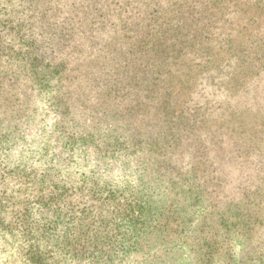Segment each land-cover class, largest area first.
I'll list each match as a JSON object with an SVG mask.
<instances>
[{
    "label": "rangeland",
    "instance_id": "374dc122",
    "mask_svg": "<svg viewBox=\"0 0 264 264\" xmlns=\"http://www.w3.org/2000/svg\"><path fill=\"white\" fill-rule=\"evenodd\" d=\"M78 1L86 9L88 0ZM239 2L226 31H240L242 40H219L212 28L188 39L165 34L169 15L147 16L132 28L136 19L126 24L114 6L112 22L90 7L78 22L54 26L42 35L46 54L36 50L40 41L5 43L12 47L0 58V137L8 134L0 139V191L9 203L0 215L22 217L30 209L49 220L68 207L71 217L80 215L79 194L69 192L66 206L55 202L54 213L35 202L55 196L67 178L88 174L108 185V201L112 192L122 197L124 184L145 185L146 194L171 206L168 214L175 200L194 217L183 233L130 250L121 264H264V0ZM60 14L66 20L69 7ZM145 37L154 45L148 53L137 46ZM88 131L96 141L82 140ZM120 133L127 144L140 139V147L104 154V141ZM45 165L59 174L47 188ZM189 186L201 198L194 206ZM105 206L109 216L113 203ZM21 248L19 235L0 226V264H30Z\"/></svg>",
    "mask_w": 264,
    "mask_h": 264
},
{
    "label": "trees",
    "instance_id": "16d2710c",
    "mask_svg": "<svg viewBox=\"0 0 264 264\" xmlns=\"http://www.w3.org/2000/svg\"><path fill=\"white\" fill-rule=\"evenodd\" d=\"M66 5L70 9V15L65 20L60 13L64 12ZM85 5L86 9L78 0H70V4L62 0H0V43L3 39L6 40L4 45H0V58L3 52L12 47L5 43L14 41L24 43L30 39L36 45L40 41L43 48L37 47L36 50L44 49V54H46L44 42L48 37H42V35L45 33L48 35L54 26L60 24L65 26L78 22L80 19L78 14L80 12L84 15L90 13V7H99L102 10L98 13L101 20L105 17V20L112 22L113 17L110 16L109 9L117 6L120 11L126 13V16H129V20L126 16L122 17L126 24H129L133 18L136 19L131 23L132 28L141 24V20L150 15L152 17L157 15V18L165 15L174 16V19L163 22L161 25L165 34H174L178 38L188 39L189 34L193 35V31L200 28L209 30L212 28L213 35L219 37V40H242L244 37V34L240 35V31L236 36H232V33L227 34L226 31L228 26L232 27L236 23L237 15L240 13L239 0H88ZM112 11L115 12V10ZM89 18L87 17V20ZM50 37L53 36L50 35ZM137 46L143 53H148L154 47L146 37L138 40ZM34 55L37 54L34 53ZM38 59L42 60V58ZM120 135L121 133L104 141L102 149L104 154L114 157L118 153L123 155L126 153L125 150L134 151L140 147V139L138 142L127 144V141L123 140ZM0 139L6 142L8 134ZM82 140L94 142L97 139L94 132L88 131L82 136ZM71 144L74 143L71 142ZM124 159V162L130 161L129 157ZM46 162L45 159L44 164ZM19 168L22 169L21 166ZM5 171L6 169L0 164V184L6 178ZM20 173L24 174L21 170ZM40 173L41 183H44L45 188L50 186L54 175H59L56 171L51 172L47 165L43 166ZM88 177L86 174L75 181L67 178L65 182H61V186H55V196H39L35 202L40 206L48 207V210L53 212L51 207L56 205L55 202H63L58 206H66L65 201L69 192L79 194L80 201H85L80 209V215L71 217L72 207L68 206L67 210L53 212V216L57 217L49 220L32 216L30 209L23 212L22 217L7 219L0 215V226L9 228L19 235L21 249L27 262L30 264H60L63 259L61 257L65 256L66 259L77 260V264H101L103 262L121 264L120 261L130 250H144L145 245L147 249H150L155 240L163 241L169 234L183 233L190 223H193L194 217H186L187 214L182 209L184 205L181 201V204L175 200L171 201L175 210L168 214L167 208L172 209L171 206L154 199L150 193L146 194L145 185L137 188L130 185L129 188V183L124 184L119 190L128 191V193L123 195L122 191V197L117 198L112 192L113 201H108L110 200L107 193L108 185L100 184L96 179H92L93 177ZM188 191L193 192L190 186ZM5 194V191H0L1 211L7 208V203H9L5 200ZM86 196L92 198L91 205H94L93 203L98 199L97 204L100 207L88 206ZM102 198L105 202L104 200L99 201ZM193 199L195 201L191 200V206H194L196 202H201L200 196L194 192ZM112 203L109 216H106L104 205H112ZM62 227L65 231L61 234L59 231ZM57 254L60 258L56 256ZM116 258L118 261H115Z\"/></svg>",
    "mask_w": 264,
    "mask_h": 264
}]
</instances>
